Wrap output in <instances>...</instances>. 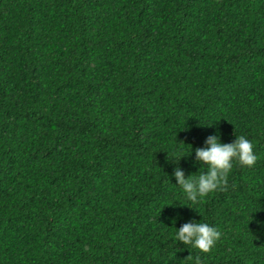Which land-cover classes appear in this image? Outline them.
<instances>
[{"label":"trees","instance_id":"16d2710c","mask_svg":"<svg viewBox=\"0 0 264 264\" xmlns=\"http://www.w3.org/2000/svg\"><path fill=\"white\" fill-rule=\"evenodd\" d=\"M213 134L259 159L192 204ZM0 264H264V0H0Z\"/></svg>","mask_w":264,"mask_h":264},{"label":"clouds","instance_id":"9594fccd","mask_svg":"<svg viewBox=\"0 0 264 264\" xmlns=\"http://www.w3.org/2000/svg\"><path fill=\"white\" fill-rule=\"evenodd\" d=\"M210 125V124H209ZM191 145V144H189ZM254 143L244 135H239L230 143L222 141L221 134L209 135L205 147H196L188 154L175 159L177 166L172 175L176 178L175 185L179 186L182 193L192 204H200L209 194L227 186L228 176L235 162L242 167L252 168L259 157L254 151ZM195 152L196 160L200 162L199 175L186 176L179 167V161L185 156ZM178 217L173 218L175 225ZM176 228L172 238L183 245L197 248L201 252L211 251L222 237V232L216 226L201 220H193Z\"/></svg>","mask_w":264,"mask_h":264}]
</instances>
